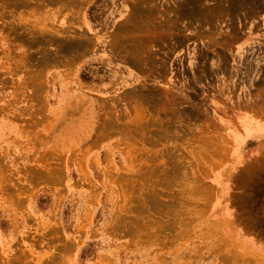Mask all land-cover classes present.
I'll use <instances>...</instances> for the list:
<instances>
[{"label":"rangeland","instance_id":"1","mask_svg":"<svg viewBox=\"0 0 264 264\" xmlns=\"http://www.w3.org/2000/svg\"><path fill=\"white\" fill-rule=\"evenodd\" d=\"M0 264H264V0H0Z\"/></svg>","mask_w":264,"mask_h":264}]
</instances>
